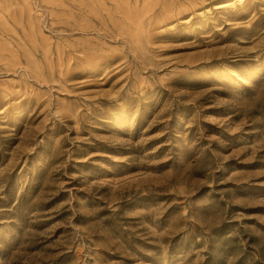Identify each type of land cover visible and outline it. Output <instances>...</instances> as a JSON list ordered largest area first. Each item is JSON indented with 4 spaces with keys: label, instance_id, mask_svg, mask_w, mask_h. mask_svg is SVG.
Returning a JSON list of instances; mask_svg holds the SVG:
<instances>
[{
    "label": "rangeland",
    "instance_id": "rangeland-1",
    "mask_svg": "<svg viewBox=\"0 0 264 264\" xmlns=\"http://www.w3.org/2000/svg\"><path fill=\"white\" fill-rule=\"evenodd\" d=\"M0 264H264V0H0Z\"/></svg>",
    "mask_w": 264,
    "mask_h": 264
}]
</instances>
